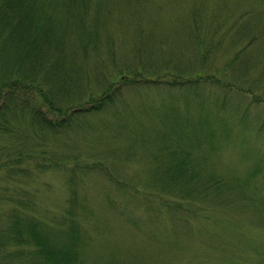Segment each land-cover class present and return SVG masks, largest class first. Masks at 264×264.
I'll list each match as a JSON object with an SVG mask.
<instances>
[{"label":"rangeland","instance_id":"rangeland-1","mask_svg":"<svg viewBox=\"0 0 264 264\" xmlns=\"http://www.w3.org/2000/svg\"><path fill=\"white\" fill-rule=\"evenodd\" d=\"M44 1L48 0L41 1L43 13L59 20L54 4L49 7ZM86 2L79 13L85 37L93 32L86 62L109 63L100 78L88 75L87 91L116 82L122 72L111 68L118 64H127L129 72L138 74L136 79L167 73L171 66L194 67L195 28L197 37L212 40L209 56L214 67H222L226 83L240 87L247 97L243 101L229 93L230 104L218 108L214 97L219 89L214 87L204 89L199 97H185L166 87L133 83L128 91L121 89V95L126 93L112 109L87 113L57 132L33 130L29 113L16 110V118L22 119L9 128L19 127L21 132L8 139L12 150L15 143L22 144L17 147L19 167L27 171L8 179L0 171L4 191L0 192V264H42L31 245L15 248L8 241L10 208L18 203L26 220L35 221L36 228L56 242L65 239L67 215L72 216L82 237L79 264H264V134L257 131L264 126V0ZM72 23L64 33V44L74 48L79 43L73 30L79 27L75 20ZM57 28L61 29L56 24ZM257 31L261 35L252 44ZM247 32L253 34L251 40ZM8 51L5 47L3 55ZM233 53L248 69L234 70L238 62L227 69ZM29 97L24 107L44 114L40 98ZM250 97L258 103L249 102ZM234 101L246 121L230 110ZM186 111L202 120L207 114L211 135L207 123L188 121ZM178 119L183 120L179 126ZM171 129L181 131V138L192 145L189 159L195 155L198 170L225 183L230 179L229 188L242 190L240 198L228 193L231 205L225 207L216 201L209 204L211 197L175 200L179 203L172 206L175 212L164 210L170 205L161 208L163 214L156 212L155 198H148L151 189L146 193L140 185L149 175L148 161L163 142L161 136ZM196 139L200 143H194ZM7 144L0 136V146ZM135 190L144 192L145 198Z\"/></svg>","mask_w":264,"mask_h":264},{"label":"trees","instance_id":"trees-1","mask_svg":"<svg viewBox=\"0 0 264 264\" xmlns=\"http://www.w3.org/2000/svg\"><path fill=\"white\" fill-rule=\"evenodd\" d=\"M41 1L43 0H0V136L9 142L7 146H0V157L4 156L3 159H0V171L4 172L3 175L6 179L10 175L14 177L19 173L25 174L27 171L19 167L22 159L19 158L21 152L17 151V147L21 148L22 144L15 143L17 146L12 150L13 144L11 145L8 139V136L12 137L14 133L21 132V129L16 127L18 124L14 126L16 128H9L12 122L22 119V117L21 119L16 118V110L29 113L26 117L30 123L29 127L33 130L40 129L46 132L47 130H56L57 132L58 129L67 130L75 121L78 123L79 119L86 118L87 113L97 115L99 112H106L108 108L112 109L115 102L121 100L123 94L126 93L121 95L123 92L121 89L127 88L126 91H128L130 89L128 85L131 86L133 83H148L147 85L154 87H166L185 97L192 94L199 97L204 89L214 87L219 89L218 95L214 97L216 101H219L218 108L230 104L232 97H229V93L243 101L247 97L246 94H242L240 87H233L226 83L222 67H214V60L209 56L213 46L212 40L197 37L199 31L195 28V58L197 61L194 63H197H192L194 67L189 68V65L182 68L179 65L171 66L167 73L162 69L163 74L157 73L152 78L136 79L138 74L133 71L130 73L127 70V64H118L115 67L112 65L114 63L112 59L110 60L111 65L115 68H111V70L122 72L116 80L117 86H115L116 82H107L108 84L101 88L98 87L95 92L91 93L84 86L89 78L88 75L92 74L93 77L100 78L107 73L109 63L104 65V63L95 62L91 65L86 62L87 50L91 45L93 32L89 31L91 39L85 37L86 29L81 23L79 13L84 5H87V0L44 1L48 3L49 7L50 4H54L53 10L60 15L59 20L56 21L51 19L49 14L43 13L44 6ZM61 17L64 21L59 24ZM41 20L42 22H40ZM73 20L80 28L73 30L78 34L77 42L79 43L74 48L64 44V33L68 30L70 23L73 24ZM56 24L61 29H55ZM256 33L252 44L261 35V32L257 31ZM247 35L248 40H251L250 35L253 34L247 32ZM215 44L217 45V42ZM232 45L231 41L229 46L232 47ZM5 47L9 51L4 52L5 55H3L2 51ZM236 62L238 63L234 70H237L239 66L241 69H248L247 65L240 64L242 62L240 56H236L234 53L232 59L226 63L227 69L230 64L233 68V64ZM212 70H215L214 73L224 74L214 75ZM168 74L169 76L165 79L164 76ZM261 74L259 75L261 76ZM247 92L250 93L251 90L248 89ZM29 94L40 98L42 102L40 106L45 111L44 114L39 109L29 111L24 107L30 100ZM249 102L258 103L255 97H250ZM231 105H235V107ZM231 105L230 110L241 118L239 120L244 121L245 117H240L244 115L240 104L234 101ZM186 112L188 121L192 120L197 125L207 123L208 135H211V122H209L210 118H207V114L202 120L196 113ZM85 115L87 116L84 117ZM176 122L179 126L183 120L178 119ZM263 128L264 126H258L259 130L257 131L261 130L260 132L264 134ZM161 140L163 142L155 147L154 153L148 161L149 175L140 185L141 189L146 190V193L147 188L151 189V197L148 196V198L150 200L152 197L155 198V202L151 203L155 204L156 212H161V214L164 210L175 212L172 206H179L175 200L194 201V199H198L204 201L211 197L208 199L210 200L209 204L216 201L225 207L231 205L228 193H233L234 199L240 198L242 190L237 191L229 188L230 179H227L225 183L223 180L213 178L211 173L198 170L195 155L189 159L193 153L190 148L192 145H188L187 141L181 138V131L171 129L170 132L161 136ZM194 143L200 142L197 140ZM11 153H14V156L11 157H15L13 160L9 159ZM29 166L30 163L25 167L29 168ZM90 166L93 167V165ZM204 173L206 177H204ZM144 175L146 176L145 172ZM238 184L242 186V183ZM2 191L0 189L1 193L4 192ZM134 192L145 198L144 192L139 193L140 191L137 190ZM21 205L18 203L17 208H20ZM164 205H170L169 209H161ZM17 208H10L8 218L12 221L8 241L15 248L21 247L22 244L31 245L42 264H79L78 257L82 256L80 248L82 237L75 227L76 223L72 216L67 215L68 224L64 229L65 239L59 237L63 241L56 242L52 241L43 230L37 229L35 221L26 220L22 210Z\"/></svg>","mask_w":264,"mask_h":264}]
</instances>
